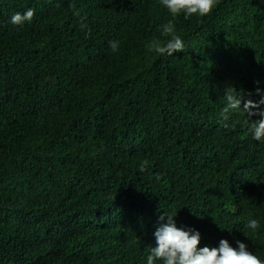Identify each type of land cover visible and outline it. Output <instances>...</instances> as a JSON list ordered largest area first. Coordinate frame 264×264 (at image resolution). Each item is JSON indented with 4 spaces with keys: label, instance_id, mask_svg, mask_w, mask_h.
Returning <instances> with one entry per match:
<instances>
[{
    "label": "trees",
    "instance_id": "1",
    "mask_svg": "<svg viewBox=\"0 0 264 264\" xmlns=\"http://www.w3.org/2000/svg\"><path fill=\"white\" fill-rule=\"evenodd\" d=\"M0 264H264V0H0Z\"/></svg>",
    "mask_w": 264,
    "mask_h": 264
},
{
    "label": "clouds",
    "instance_id": "2",
    "mask_svg": "<svg viewBox=\"0 0 264 264\" xmlns=\"http://www.w3.org/2000/svg\"><path fill=\"white\" fill-rule=\"evenodd\" d=\"M222 212H223V211H222L221 209H219V212H218V213H221V214H222Z\"/></svg>",
    "mask_w": 264,
    "mask_h": 264
}]
</instances>
